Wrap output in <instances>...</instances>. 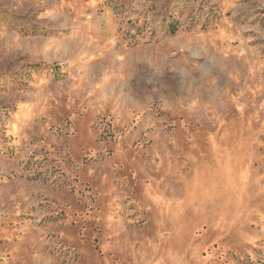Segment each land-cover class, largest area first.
<instances>
[{
  "label": "rangeland",
  "instance_id": "1",
  "mask_svg": "<svg viewBox=\"0 0 264 264\" xmlns=\"http://www.w3.org/2000/svg\"><path fill=\"white\" fill-rule=\"evenodd\" d=\"M0 264H264V0H0Z\"/></svg>",
  "mask_w": 264,
  "mask_h": 264
}]
</instances>
